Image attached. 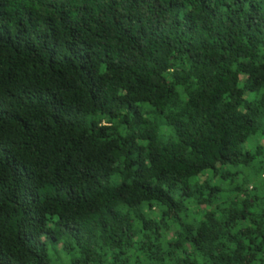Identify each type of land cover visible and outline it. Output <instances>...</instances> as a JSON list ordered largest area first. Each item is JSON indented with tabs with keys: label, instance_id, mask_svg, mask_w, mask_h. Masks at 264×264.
I'll list each match as a JSON object with an SVG mask.
<instances>
[{
	"label": "trees",
	"instance_id": "trees-1",
	"mask_svg": "<svg viewBox=\"0 0 264 264\" xmlns=\"http://www.w3.org/2000/svg\"><path fill=\"white\" fill-rule=\"evenodd\" d=\"M264 0H0V264H264Z\"/></svg>",
	"mask_w": 264,
	"mask_h": 264
},
{
	"label": "rangeland",
	"instance_id": "rangeland-1",
	"mask_svg": "<svg viewBox=\"0 0 264 264\" xmlns=\"http://www.w3.org/2000/svg\"><path fill=\"white\" fill-rule=\"evenodd\" d=\"M262 143H264V141Z\"/></svg>",
	"mask_w": 264,
	"mask_h": 264
}]
</instances>
